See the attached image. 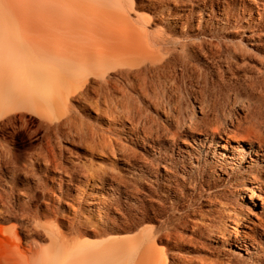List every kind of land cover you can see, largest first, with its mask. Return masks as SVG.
<instances>
[{
	"label": "bare ground",
	"instance_id": "6f19581e",
	"mask_svg": "<svg viewBox=\"0 0 264 264\" xmlns=\"http://www.w3.org/2000/svg\"><path fill=\"white\" fill-rule=\"evenodd\" d=\"M261 24L264 0H0V131L46 135L0 264H264ZM73 137L101 166L63 165Z\"/></svg>",
	"mask_w": 264,
	"mask_h": 264
},
{
	"label": "rangeland",
	"instance_id": "374dc122",
	"mask_svg": "<svg viewBox=\"0 0 264 264\" xmlns=\"http://www.w3.org/2000/svg\"><path fill=\"white\" fill-rule=\"evenodd\" d=\"M261 25H264V24H261ZM262 40L264 43L263 37H262ZM253 43H255V42H253ZM260 45L261 44H257L255 47L252 46V48H254V51H255V49L261 50ZM241 89L242 88L237 89L238 91H237V93H235V95L239 99H246V94H244L245 91L243 89L242 90ZM242 92H244V93H242ZM229 93H231V92H229ZM204 94L207 95V97H205V101L208 103L210 100V102H212L215 106V110H216L215 112L218 113L219 109H221L223 107L222 96L219 95L218 93L216 94L212 91L211 92L206 91ZM200 96L201 95L198 94L199 99H200ZM257 97H258V95H255L252 98V102L255 101L257 99ZM202 99H203V96L201 97V100ZM262 103L264 104V100L262 101ZM261 112L264 114V111H261ZM13 117H14L13 127L12 128H11V126L6 127L3 130V133H2V131H0V133H1L0 134V140H2L5 136V138L2 141L6 140V141L10 142L9 143L10 153L8 155L5 153L0 154L1 157L7 156V158L6 157L5 158L0 157V171H1L0 172V191H1L0 195H2L1 197L5 196L6 200L9 202V204L15 205L17 207L15 200H14L15 195L8 193L9 187L12 186L11 184H8L9 182L11 183V180L9 178L14 173V175H16V177L19 178L18 181L15 180L16 184H14V185L16 188H20V185L18 184L20 182V180L22 179V175L19 174L21 171L20 170V164L24 163V161L34 152H36V153L40 152L41 153V150H39V148H43L45 146L44 143H46V135H45L44 129H42V126H41L39 120L36 117H34L30 112L18 111L15 114H13ZM22 120H23V122H22ZM44 136H45V138H44ZM79 142L80 141L77 139V137H73L71 139H63L61 141L62 148L66 149L63 152L64 158H65V161H64L65 164L63 163V165H65L66 167H72L73 165H76L75 167L78 168L79 170H81L83 168V166H85V167L101 166L99 163H97L100 161H98V159H96L94 157H91L87 148L84 147V144L82 142L81 143H79ZM78 144L81 146H79ZM65 152H67V153H65ZM0 153H2V152H0ZM9 158H10V160L13 159V161L16 162L17 166H19V168L17 167L18 169L12 168L11 165L9 166L8 163L11 162V161H9ZM5 161L7 163L6 164L7 166L5 165ZM37 168L38 167H36V169ZM29 169L31 171L32 170L36 171L35 167L28 168V170ZM17 170H20V171H17ZM1 173H3V174H1ZM17 174H18V176H17ZM8 180H9V182H8ZM43 192H45V191H43L42 189L34 190V199L31 201V204H30L31 206H36V205L41 204L42 199L44 197ZM56 195H58V193H56ZM263 197H264V195H263ZM7 201H5L4 203L6 204ZM14 221H15L14 219L9 218L4 212H2L0 214V261L7 256V253L10 251V249L13 245L11 235L8 236V234L5 233L3 229L5 227L10 226V224L11 225L15 224ZM16 231L19 234V236H21V237L24 234L22 232L24 230H21V228H19V227H17ZM90 238H92V237H90ZM92 239H94V238H92ZM5 247H7L8 249Z\"/></svg>",
	"mask_w": 264,
	"mask_h": 264
}]
</instances>
